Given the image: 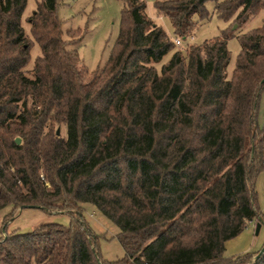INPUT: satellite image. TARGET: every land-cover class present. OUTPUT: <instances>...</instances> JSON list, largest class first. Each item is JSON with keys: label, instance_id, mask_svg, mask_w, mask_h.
I'll use <instances>...</instances> for the list:
<instances>
[{"label": "trees", "instance_id": "16d2710c", "mask_svg": "<svg viewBox=\"0 0 264 264\" xmlns=\"http://www.w3.org/2000/svg\"><path fill=\"white\" fill-rule=\"evenodd\" d=\"M207 1L155 0L181 47L145 0H124L115 44L89 73L70 46L81 30L65 37L59 0H39L28 16L41 48L31 68L27 0H0L3 223L24 207L72 218L0 234V264H264V243L225 255L251 220L264 223L253 186L264 171V0H214L227 25L190 41L211 16ZM259 11L260 24L243 30ZM233 35L241 48L229 72ZM83 202L119 226L125 256L102 257Z\"/></svg>", "mask_w": 264, "mask_h": 264}, {"label": "rangeland", "instance_id": "374dc122", "mask_svg": "<svg viewBox=\"0 0 264 264\" xmlns=\"http://www.w3.org/2000/svg\"><path fill=\"white\" fill-rule=\"evenodd\" d=\"M39 0H27V5L22 15V24L32 39L30 49V59L27 67L31 68L41 53L39 43L33 38L28 16L36 8ZM147 3V13L155 22L161 25L168 34L175 38L173 25L168 16L160 13L156 6L155 0H145ZM207 6L211 10L209 19L202 21L193 31V38L190 41L201 42L206 38L218 35L227 22L214 11V0H208ZM124 0H59L57 13L62 21V28L65 37H69L68 30L80 28L76 43L71 44L75 47L80 56V63L89 70V73L95 72L107 60L117 36L120 31L122 22V10ZM262 12L259 11L248 19L244 24L243 30L257 26L261 22ZM184 47L183 44L180 45ZM228 46L231 50V61L228 71L231 72L235 65V60L241 45L237 35L229 38ZM171 57V52L164 56L160 65ZM256 122L259 127L264 123V84L260 89L257 107ZM60 128L62 135L66 134L64 124L56 125ZM19 136V135H18ZM255 190V203L259 207L260 213L264 215V171L258 172L253 179ZM84 216L90 224L94 234L97 236V245L103 258L118 259L126 254L125 247L119 239V226L107 217L94 203L83 202ZM5 210H0V234L4 232L28 231L46 221H57L67 226L71 223V214L65 211L49 210L42 207H24L18 209L15 216L3 223ZM242 234L233 240V247L225 250V255H231L232 250H239L245 246L249 249H259L264 243V228L257 234L248 223ZM249 250V251H251ZM239 252V251H238ZM243 253L244 251H240Z\"/></svg>", "mask_w": 264, "mask_h": 264}, {"label": "crops", "instance_id": "0c3cea01", "mask_svg": "<svg viewBox=\"0 0 264 264\" xmlns=\"http://www.w3.org/2000/svg\"><path fill=\"white\" fill-rule=\"evenodd\" d=\"M250 224H251V228H253L252 230L254 231L255 234H257L259 231L262 230V228H264V223L259 218H254L253 220L250 221ZM246 228H248V227H246ZM242 232L239 233L237 236L227 240L226 249L233 247V245H232L233 240L236 239L237 237H239L242 234ZM249 247L250 246H245L241 249L239 248V250H232L233 251L232 254L241 253L240 251H244V252L249 251V250H251V249H249Z\"/></svg>", "mask_w": 264, "mask_h": 264}, {"label": "water", "instance_id": "95a60500", "mask_svg": "<svg viewBox=\"0 0 264 264\" xmlns=\"http://www.w3.org/2000/svg\"><path fill=\"white\" fill-rule=\"evenodd\" d=\"M57 133L59 134L60 133V128L58 127V129H57ZM15 141L17 142V143H20L21 142V136H16L15 137ZM258 255V254H257ZM256 255V256H257Z\"/></svg>", "mask_w": 264, "mask_h": 264}, {"label": "built area", "instance_id": "2783aa9c", "mask_svg": "<svg viewBox=\"0 0 264 264\" xmlns=\"http://www.w3.org/2000/svg\"><path fill=\"white\" fill-rule=\"evenodd\" d=\"M191 38H193V35H192ZM174 39H175V41H176L177 44H181L182 41H183V39L180 36H176Z\"/></svg>", "mask_w": 264, "mask_h": 264}]
</instances>
